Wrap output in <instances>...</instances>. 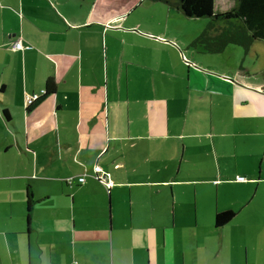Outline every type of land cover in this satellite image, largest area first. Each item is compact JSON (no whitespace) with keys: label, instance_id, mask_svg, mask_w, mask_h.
<instances>
[{"label":"crops","instance_id":"obj_1","mask_svg":"<svg viewBox=\"0 0 264 264\" xmlns=\"http://www.w3.org/2000/svg\"><path fill=\"white\" fill-rule=\"evenodd\" d=\"M186 20L0 0V264H264V71L218 69Z\"/></svg>","mask_w":264,"mask_h":264},{"label":"trees","instance_id":"obj_2","mask_svg":"<svg viewBox=\"0 0 264 264\" xmlns=\"http://www.w3.org/2000/svg\"><path fill=\"white\" fill-rule=\"evenodd\" d=\"M146 2L163 3L166 6L177 10L187 19L209 18L214 22L220 20L226 22L228 26L220 30L218 34L203 32L195 41L203 44L208 54H220L228 45H238L246 51L256 41L264 42V0H236L233 9L223 12H215V0H144ZM212 24L210 27H213ZM212 29V28H211ZM210 29V30H211ZM47 94L55 90L53 81L47 83ZM36 100L30 107L37 103ZM28 218L30 220L33 208L31 195L28 197ZM235 217V213L228 211L216 216L218 228L225 226Z\"/></svg>","mask_w":264,"mask_h":264},{"label":"rangeland","instance_id":"obj_3","mask_svg":"<svg viewBox=\"0 0 264 264\" xmlns=\"http://www.w3.org/2000/svg\"><path fill=\"white\" fill-rule=\"evenodd\" d=\"M236 3V0H235ZM231 9V8H230ZM221 11L227 12L230 10ZM214 24L213 27H210ZM228 26V24L222 20L218 22H214L209 18L204 19H189L185 22V42L191 43V48L193 50L199 49L201 53H207L205 51V47L203 44H197L195 41L199 36L203 34V32L207 29V31H211L212 34H218L220 30ZM212 28V29H211ZM211 29V30H210ZM195 37V39H193ZM193 40L194 43H193ZM252 51V53H250ZM202 54V55H203ZM207 57H216V66L218 69L223 68L224 63L227 62L234 68H241L243 65L246 69L253 71L254 69H258L260 72L264 71V42L256 41L254 42L248 51H246L243 47L238 45H228L226 49L220 54H204ZM225 68V67H224ZM258 71V72H259ZM260 78L264 79V73L259 75Z\"/></svg>","mask_w":264,"mask_h":264},{"label":"built area","instance_id":"obj_4","mask_svg":"<svg viewBox=\"0 0 264 264\" xmlns=\"http://www.w3.org/2000/svg\"><path fill=\"white\" fill-rule=\"evenodd\" d=\"M25 49H30V47H25L21 42H17V43H14L13 45V50L14 51H22V50H25ZM186 62H187V65H191V63L189 61H187L186 59ZM34 99H29L28 101V105H32L34 103ZM109 176L108 174L104 173L99 167H96L95 168V175L94 177L101 183L103 184H106L108 189H111L113 187V185L110 183V180H109ZM85 178H81L79 179V182L80 184H83L85 183ZM237 181L238 182H244L245 181V178L243 177H238L237 178ZM69 183H72V181H69Z\"/></svg>","mask_w":264,"mask_h":264}]
</instances>
